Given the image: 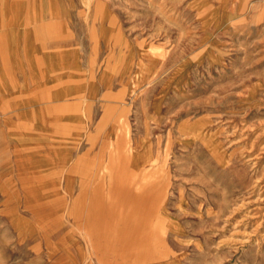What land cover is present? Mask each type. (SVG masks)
I'll use <instances>...</instances> for the list:
<instances>
[{
    "label": "rangeland",
    "instance_id": "374dc122",
    "mask_svg": "<svg viewBox=\"0 0 264 264\" xmlns=\"http://www.w3.org/2000/svg\"><path fill=\"white\" fill-rule=\"evenodd\" d=\"M89 5L92 26L117 27L106 51L122 60L127 112L115 149L148 151L142 172L122 171L132 193L159 194L155 235L137 251L95 246L66 195L38 211L33 187L0 178V264H264V0ZM110 194L111 229H135Z\"/></svg>",
    "mask_w": 264,
    "mask_h": 264
},
{
    "label": "crops",
    "instance_id": "0c3cea01",
    "mask_svg": "<svg viewBox=\"0 0 264 264\" xmlns=\"http://www.w3.org/2000/svg\"><path fill=\"white\" fill-rule=\"evenodd\" d=\"M84 2L0 0V178L33 187L38 211L66 195L73 226L98 246L91 227L103 224L107 193L128 176L124 163L143 171L148 151L127 160L115 149L127 112L122 60L106 51L117 27L92 26Z\"/></svg>",
    "mask_w": 264,
    "mask_h": 264
},
{
    "label": "bare ground",
    "instance_id": "6f19581e",
    "mask_svg": "<svg viewBox=\"0 0 264 264\" xmlns=\"http://www.w3.org/2000/svg\"><path fill=\"white\" fill-rule=\"evenodd\" d=\"M119 183L120 186L117 189V194L118 196H120L121 201L123 203L120 217H122L124 225L128 222L132 223L136 221L137 225L135 226V229L132 228L133 230L128 231L125 227V229L115 228L113 231V229H111L110 220L114 219L115 215L112 216L109 211V208L107 207L106 209L98 211L101 216L106 219L107 224L105 223V226H103L104 224L94 226L93 230L91 229V233L92 236L96 235L98 237H102L100 247H111L116 245L117 247L120 246L122 251H137L139 249H136L138 247L137 243H147V241H149L150 239L149 236L155 235L154 211H156V204L160 200V196H158L159 194H156L155 191H150L149 188L146 189L144 192L139 191L137 193H132L131 190L128 188L126 177L120 178ZM107 196L110 199V193H108ZM93 211L97 212V209L93 208ZM106 233H109V235H106ZM129 241H131L130 244ZM127 243L130 245L129 249L125 247ZM132 243L135 244V247L133 249L131 248Z\"/></svg>",
    "mask_w": 264,
    "mask_h": 264
}]
</instances>
